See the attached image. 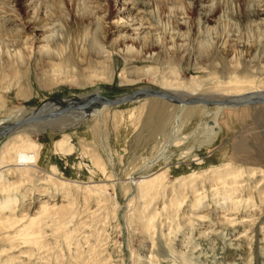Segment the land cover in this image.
I'll return each instance as SVG.
<instances>
[{
	"label": "rangeland",
	"instance_id": "obj_1",
	"mask_svg": "<svg viewBox=\"0 0 264 264\" xmlns=\"http://www.w3.org/2000/svg\"><path fill=\"white\" fill-rule=\"evenodd\" d=\"M0 8L1 126L89 93L264 91V0H0ZM128 103L2 135L0 264H264V104L217 112L210 147L196 144L214 108L185 107L174 147L182 107ZM163 149L171 154L151 165ZM159 173L156 188L132 182Z\"/></svg>",
	"mask_w": 264,
	"mask_h": 264
},
{
	"label": "bare ground",
	"instance_id": "obj_2",
	"mask_svg": "<svg viewBox=\"0 0 264 264\" xmlns=\"http://www.w3.org/2000/svg\"><path fill=\"white\" fill-rule=\"evenodd\" d=\"M130 1V0H129ZM132 1V0H131ZM1 9V8H0ZM10 10V9H9ZM2 10H0V12H1ZM8 11V10H7ZM125 10H123V11H120L119 13H121V12H124ZM9 12V11H8ZM6 14V13H5ZM9 20H7V22H8ZM12 21V20H11ZM18 23L20 22V24L22 25V26H24L25 25V23L26 24H28L26 21H17ZM126 26H129V25H126ZM37 27V26H36ZM113 27H125V26H119L118 25V23H116ZM42 28V27H41ZM43 28H44V26H43ZM36 29H39V27H37ZM41 30V29H40ZM36 38V37H35ZM119 39H121L122 41H125V38L124 37H119ZM34 41H38V38H36V40H34ZM45 41L46 42H48V40H47V38H45ZM44 49H45V47L44 46H42V48H40L39 50L41 51V52H43L44 51ZM128 50L126 49L125 50V53L127 52ZM101 56V55H100ZM228 56V55H227ZM101 57H103V58H105L106 60H110V55L108 54V53H102V56ZM108 62H110V61H108ZM126 74H130V75H132V74H136V73H126ZM144 74H146V73H143V75ZM146 75H148V74H146ZM145 75V76H146ZM128 77V76H127ZM136 77H137V74H136ZM197 82V81H196ZM237 84V83H236ZM237 85H239V84H237ZM241 85H243V84H241ZM240 86V85H239ZM246 86H249L248 85V83L246 84ZM251 89V87H226V88H223V89H221L220 90V92H222V93H225V94H222L223 96H227V97H208V98H206V99H204L203 97H199L198 99H201V102H197V103H194V104H192V105H185V106H183V105H179V104H176V103H172V104H175V105H177V106H180V107H182V109L181 110H178L179 112L178 113H176V115H175V117H174V124H173V127H172V136H171V140H170V142H169V144H168V146L169 145H172V146H178V143L177 142H179V141H177L176 142V140H177V136H176V134H178V132H180V130L182 129V125H183V116H182V110H183V108H185V107H187V108H189V107H193V106H195V107H197V106H200V107H203V108H206V107H209V106H212L213 108H214V113H213V115H212V120H211V124L209 123V124H205L206 125V127H205V131L201 134V136L199 137L200 139H198V141H197V144H196V146L197 147H210L212 144H213V142H214V140H215V138H216V136H217V134H216V128L214 129V127H216V126H218L219 124H218V117H216V113L217 112H219V111H221V110H224V109H232V108H242V107H245V106H255V105H260V104H264V101H262V102H258V103H245L246 101H250V100H253V99H256V98H259V97H264V91H263V89H256V88H254V90L255 91H253V92H249L248 90H250ZM187 90H189V89H187ZM247 90V92H249V93H247L246 95H244V96H242L241 95V92H245ZM252 90V89H251ZM190 92V91H189ZM232 93L233 94H235V95H232ZM173 94H176V95H178V96H180V97H182V98H188V99H191V98H193L194 99V97H192V96H190V95H185V94H181V93H177V92H174ZM229 95V96H228ZM239 95H241V96H239ZM138 98H141V97H138ZM138 98H135V99H138ZM143 99H147V97H142ZM151 99H156V98H151ZM82 99H80V101H81ZM134 100V99H133ZM158 100H162V99H158ZM214 100L215 101H218V100H222V101H224V100H232V101H237V102H240V101H243L242 103H240L239 105H230V106H225V105H222V104H220V103H211V102H214ZM80 101H78L77 100V103H79ZM162 101H165V100H162ZM56 103H58V102H60V101H55ZM165 102H167V101H165ZM206 102H208V103H206ZM76 102H69L68 101V103L67 104H63V106L62 107H65V106H72V105H74V104H77ZM169 103H171V102H169ZM210 103V104H209ZM53 104L54 103H50L49 102V104H44L43 106H41L40 108H38V111L36 112V113H33V114H31V115H40V114H44V113H50V112H52V111H57V110H59V109H61L62 107H54L53 106ZM129 104V103H128ZM100 108H104V107H108V106H106V105H102V106H99ZM188 109H186V111H187ZM92 111V112H91ZM77 112H81L82 114H84V115H86L85 117H87L89 114H90V112H91V116L92 115H95L96 113H97V111L94 109V108H90V110H87V111H82V110H71V111H68L67 113H65V114H60L59 116L57 115V116H50L49 118H47V119H43V120H38V121H34V122H26V123H21V124H19L18 126H16L12 131H10V132H8L7 134H11L12 132H14L16 129H18L19 127L21 128V127H24V126H27V125H38V124H40L41 122H48V123H51V122H53V121H55V119H57V118H59V117H62V116H64V115H73L74 113H77ZM206 113H208V112H206ZM205 113V114H206ZM79 114V113H78ZM30 115V116H31ZM219 115V114H218ZM221 115V114H220ZM220 118V117H219ZM23 119V118H22ZM21 120V119H20ZM18 121V120H17ZM1 126V125H0ZM208 128H210V129H208ZM207 132V133H206ZM179 140V139H178ZM21 141V140H20ZM22 141H23V139H22ZM57 144H60V142H57ZM195 147V146H194ZM167 148V147H166ZM165 148V149H166ZM165 149H163L161 152H159L158 154H157V156L154 158V160H153V162L151 163V165L153 164L154 166L155 165H157V163H159V162H161V161H165L166 159H167V156H169L171 153H168V152H166L165 151ZM237 150H238V148H237ZM236 150V151H237ZM242 151V150H241ZM19 167H21V166H19ZM151 168V167H150ZM149 169V167H147L146 168V171ZM219 169H221V168H219ZM220 171V170H219ZM240 172H241V170H239ZM213 172V171H212ZM237 173V172H236ZM216 174V173H215ZM221 174H223V173H221ZM235 174V173H234ZM163 175H164V173H159V174H156V175H152V176H148V177H144V178H138V179H136V180H134V181H132L133 182V184H135V187H138V189H142V187H148V188H153L156 184H157V182H160L162 179H163ZM220 175V174H219ZM233 175V174H232ZM221 176V175H220ZM226 176V175H225ZM228 176V175H227ZM218 177V176H217ZM229 178V177H228ZM237 179H238V177H237ZM233 181H235V180H233ZM163 182V181H162ZM239 182V181H238ZM213 183V182H212ZM236 183H237V181H236ZM229 184V183H228ZM230 184H233V183H230ZM263 183H261V184H259L258 186H260V185H262ZM155 188H156V186H155ZM158 189V188H157ZM139 191V190H138ZM140 192V191H139ZM142 193H144V192H142ZM142 193H139V194H142ZM216 193V192H215ZM262 196H263V199H264V193L262 192V191H260L259 192ZM138 194V193H137ZM143 195V194H142ZM142 197V196H141ZM237 197V196H236ZM180 198V197H179ZM142 200V199H141ZM239 200V199H238ZM240 201V200H239ZM198 206V205H197ZM236 207V206H235ZM8 207H2L1 209H0V212H2L3 210H5V209H7ZM230 208V207H229ZM50 209V208H49ZM231 209H233V208H231ZM12 210V209H11ZM235 210V209H234ZM45 211V210H44ZM232 211V210H231ZM227 212H229V211H227ZM45 213V212H44ZM168 213V212H167ZM37 214V213H36ZM40 214H41V212H40ZM168 217V216H167Z\"/></svg>",
	"mask_w": 264,
	"mask_h": 264
},
{
	"label": "water",
	"instance_id": "obj_3",
	"mask_svg": "<svg viewBox=\"0 0 264 264\" xmlns=\"http://www.w3.org/2000/svg\"><path fill=\"white\" fill-rule=\"evenodd\" d=\"M138 97H147V98H156V99H162L165 100L167 102H171V103H176L179 105H192L194 103L197 102H201V99L198 98H182L176 94L173 93H169L160 89H150L147 87H139L133 91H130L129 93L123 94L121 96L118 97H112V98H108L104 95L98 94V93H94V94H88L84 99H82L79 103L74 104L72 106H65L62 107L61 109L57 110V111H52L50 113H44V114H40V115H31L28 117H25L21 120L15 121V122H10L8 124H5L3 126H0V138L2 137V135L7 134L8 132L12 131L16 126H18L21 123H26V122H34V121H38V120H43V119H47L50 116H59L60 114H65L68 111L71 110H82V111H87L90 110V108H94V106H102V105H106L108 107H113V106H118V105H123L126 104L130 101H132L135 98ZM264 101V97H259L250 101H246L245 103H258V102H262ZM243 101L237 102V101H232V100H218L211 103H220L222 105H239L240 103H242ZM208 103V102H206ZM210 104V103H209Z\"/></svg>",
	"mask_w": 264,
	"mask_h": 264
}]
</instances>
